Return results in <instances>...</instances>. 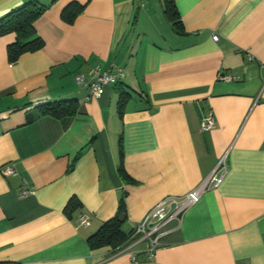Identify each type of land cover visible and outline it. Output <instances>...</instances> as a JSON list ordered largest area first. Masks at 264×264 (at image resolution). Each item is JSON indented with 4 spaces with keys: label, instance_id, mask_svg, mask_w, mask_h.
Instances as JSON below:
<instances>
[{
    "label": "crops",
    "instance_id": "0c3cea01",
    "mask_svg": "<svg viewBox=\"0 0 264 264\" xmlns=\"http://www.w3.org/2000/svg\"><path fill=\"white\" fill-rule=\"evenodd\" d=\"M27 1L0 0V18ZM35 1L47 6L34 23L43 48L9 63L15 35L0 37V169L16 170L0 173V261L264 264V0H174L182 34L161 0L159 10L149 0ZM71 2L85 7L67 24L60 14ZM97 65L124 73L121 118L114 84L84 101L75 83ZM71 99V117L38 115ZM209 113L214 126L202 130ZM120 138L135 184L117 173ZM222 157V182L166 226L153 253L130 237L118 250L90 249L86 239L123 193L132 230L159 200L208 179Z\"/></svg>",
    "mask_w": 264,
    "mask_h": 264
},
{
    "label": "trees",
    "instance_id": "16d2710c",
    "mask_svg": "<svg viewBox=\"0 0 264 264\" xmlns=\"http://www.w3.org/2000/svg\"><path fill=\"white\" fill-rule=\"evenodd\" d=\"M54 1V0H53ZM163 14L171 24L173 30L179 34L183 33L179 14L176 9L174 0H161ZM85 5L77 2L69 3L60 14L63 22L72 24L77 16L81 14ZM47 6L30 0L21 6L10 10L0 18V37L7 34H14V41L7 45L6 53L9 63L16 62L24 53L35 52L43 48L44 41L36 35L34 23L46 11ZM118 94L116 110L121 118L124 109L130 99V93L123 87L121 82L114 84ZM77 101L74 99L56 101L41 106L38 115L50 116L53 118L71 117L77 111ZM117 173L122 181L126 184H135L136 182L126 173L124 168V158L121 138L118 141V165ZM126 194L123 193L118 201L115 214L103 222L100 227L86 239L90 249H98L109 246L115 250L120 249L126 243L132 234V230L125 228L127 222V212L125 203ZM71 210L79 207L76 200H71ZM66 211V210H65ZM0 264H19L10 261H0Z\"/></svg>",
    "mask_w": 264,
    "mask_h": 264
},
{
    "label": "built area",
    "instance_id": "2783aa9c",
    "mask_svg": "<svg viewBox=\"0 0 264 264\" xmlns=\"http://www.w3.org/2000/svg\"><path fill=\"white\" fill-rule=\"evenodd\" d=\"M216 41L218 37L212 36ZM124 77L122 69L117 68L115 72L102 70L100 66L90 68L86 73L77 74L74 79L79 87L86 88L87 92L83 98L84 101L98 99L104 91L105 86L120 82ZM214 126L213 116L209 113L201 121L202 130H210ZM227 171L225 157H222L208 179L203 181L199 186L195 187L181 198L166 197L159 200L154 207L145 213L143 217L133 226L130 239L135 241H147L146 250L153 253L160 248L163 243L161 238L166 234L165 228L174 221H179L181 213L190 205L196 203L201 193L209 186L217 187L223 180ZM3 176H11L16 174V170L12 164H8L0 169ZM28 192L23 191L22 196ZM80 226H88V217L82 214L78 218Z\"/></svg>",
    "mask_w": 264,
    "mask_h": 264
},
{
    "label": "rangeland",
    "instance_id": "374dc122",
    "mask_svg": "<svg viewBox=\"0 0 264 264\" xmlns=\"http://www.w3.org/2000/svg\"><path fill=\"white\" fill-rule=\"evenodd\" d=\"M157 0H149V3L146 5V8H150L151 5L153 6H156V10L158 9L159 10V6L157 4ZM161 7H162V4H161Z\"/></svg>",
    "mask_w": 264,
    "mask_h": 264
}]
</instances>
